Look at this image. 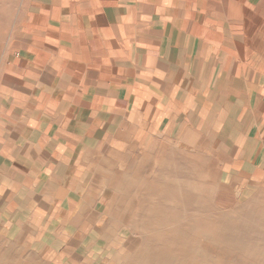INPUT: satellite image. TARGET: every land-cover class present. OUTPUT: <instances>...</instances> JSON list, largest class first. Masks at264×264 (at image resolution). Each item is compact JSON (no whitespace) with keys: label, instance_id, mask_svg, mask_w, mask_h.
<instances>
[{"label":"crops","instance_id":"obj_1","mask_svg":"<svg viewBox=\"0 0 264 264\" xmlns=\"http://www.w3.org/2000/svg\"><path fill=\"white\" fill-rule=\"evenodd\" d=\"M181 148L264 204V0H35L0 35V264H96L118 165Z\"/></svg>","mask_w":264,"mask_h":264},{"label":"rangeland","instance_id":"obj_2","mask_svg":"<svg viewBox=\"0 0 264 264\" xmlns=\"http://www.w3.org/2000/svg\"><path fill=\"white\" fill-rule=\"evenodd\" d=\"M34 2L0 0V35ZM179 158L150 161L159 168L147 179L139 163L118 165L127 193L116 196L117 238L96 242V264H264V204L228 188L204 148H181Z\"/></svg>","mask_w":264,"mask_h":264}]
</instances>
